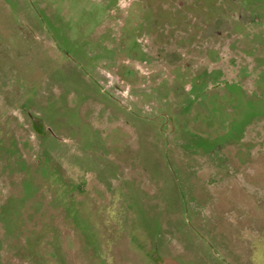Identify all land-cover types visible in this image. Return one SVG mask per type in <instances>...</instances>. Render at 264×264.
I'll list each match as a JSON object with an SVG mask.
<instances>
[{
  "label": "rangeland",
  "instance_id": "obj_1",
  "mask_svg": "<svg viewBox=\"0 0 264 264\" xmlns=\"http://www.w3.org/2000/svg\"><path fill=\"white\" fill-rule=\"evenodd\" d=\"M0 264H264V0H0Z\"/></svg>",
  "mask_w": 264,
  "mask_h": 264
}]
</instances>
